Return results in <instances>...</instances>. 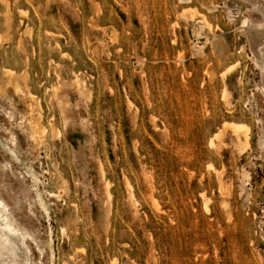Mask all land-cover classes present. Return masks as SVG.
<instances>
[{
    "label": "rangeland",
    "instance_id": "1",
    "mask_svg": "<svg viewBox=\"0 0 264 264\" xmlns=\"http://www.w3.org/2000/svg\"><path fill=\"white\" fill-rule=\"evenodd\" d=\"M258 6L0 0V198L32 235L16 264H264V45L239 28Z\"/></svg>",
    "mask_w": 264,
    "mask_h": 264
},
{
    "label": "bare ground",
    "instance_id": "2",
    "mask_svg": "<svg viewBox=\"0 0 264 264\" xmlns=\"http://www.w3.org/2000/svg\"><path fill=\"white\" fill-rule=\"evenodd\" d=\"M256 8L262 12V15L264 17V10L263 9L261 10L259 6ZM207 9L209 11H215L216 6L210 5L207 7ZM197 23L198 24L196 26L195 25L193 26L195 28H198L197 30L199 31L206 30L207 28L211 29L209 20L207 19V16L205 15H203V17L200 18V20ZM239 25H240L239 28L243 30L247 29L246 30L247 32L254 33L253 37L255 40L256 51L260 54L261 53L260 46L264 45V24L252 23L249 18L241 17L239 20ZM195 51H197L198 53H201L202 50L196 47ZM260 62L262 63L263 69H264V59L260 60ZM233 68L234 66L230 67V70H232ZM7 75L10 79L15 80L14 78L15 76L13 73L8 72ZM13 85L15 88V92L20 93L23 91V88L21 87L20 84L13 83ZM40 118H41L40 115L34 116L33 113H30V116L27 119V122L32 131V135L37 142L46 132L45 128H43L40 124ZM231 127H232L231 133L234 136L233 142H234L235 148L237 149L239 153L246 152L250 144V136H251L250 126L246 123L241 122V123H233ZM245 175L246 173L243 174L244 177L247 176ZM107 184L108 183H106L105 185ZM126 184H127V187L129 188V202L136 203L135 196L133 192L131 191L132 190L131 185L129 183H126ZM106 197H107V200L110 201L111 193L110 191H108V189H106ZM13 214L15 215V213H13V211L10 210L9 205L5 203L3 199L0 198V264H16L15 255H14L15 248L13 246L15 241L12 240V238H15V240H18L21 244L25 245V240L30 239L32 237V235L27 231L29 229H27V227H26L27 230L24 229L25 227L22 228L19 224L20 222L18 223V221L15 219Z\"/></svg>",
    "mask_w": 264,
    "mask_h": 264
}]
</instances>
